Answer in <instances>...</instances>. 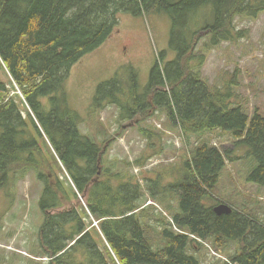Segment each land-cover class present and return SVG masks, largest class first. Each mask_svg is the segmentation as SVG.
<instances>
[{"label": "trees", "instance_id": "16d2710c", "mask_svg": "<svg viewBox=\"0 0 264 264\" xmlns=\"http://www.w3.org/2000/svg\"><path fill=\"white\" fill-rule=\"evenodd\" d=\"M262 13L264 0H0V63L21 92L11 96L0 82V189L31 172L43 185L38 236L48 261L33 264H202L191 251L204 242L222 251L236 245L217 264H264V223L237 209L218 216L208 204L227 162L236 160L232 149L203 142L175 183L162 186L158 177L147 185L154 200L164 204L168 193L177 200V211L166 205L171 220L162 221L154 245L141 210L144 187L106 166V146L82 132L65 90L74 65L113 35L121 14H166L176 57L166 62L158 53L144 92L132 67L119 72L98 88L91 111L116 106L125 121L162 111L184 135L227 133L247 150V181L264 189V114L249 115L232 87L210 84L198 52L207 36L211 47L246 39L236 19Z\"/></svg>", "mask_w": 264, "mask_h": 264}, {"label": "rangeland", "instance_id": "374dc122", "mask_svg": "<svg viewBox=\"0 0 264 264\" xmlns=\"http://www.w3.org/2000/svg\"><path fill=\"white\" fill-rule=\"evenodd\" d=\"M209 13V9L205 11ZM199 16L197 17V19ZM238 30L247 31L248 37L239 42H224L211 47V37L203 39L198 52L205 56L203 76L220 88L232 87L233 101L246 107L249 115L256 110L264 114V13L256 18L239 17L235 21ZM172 21L166 14L149 17L119 16V26L113 35L97 50L83 57L71 70L65 85L70 107L81 115L83 133L93 136L106 146L107 167L115 165V171L133 176L145 189L141 210L146 223L153 230L147 235L152 244H160L159 229L162 221L171 220L172 210L177 211V200L168 193L164 204L151 198L147 185L162 179L168 186L180 177L184 161L192 149L208 142L221 150H233L235 162H227L219 184L212 191L208 204H227L232 209L257 217L264 223V189L247 181L252 162L247 150L236 147L235 139L222 131L205 132L200 136L184 135L182 130L162 111L151 112V117L138 115L125 121L116 106L108 105L92 112L98 88L112 80L119 72L132 67L138 73L140 91L144 92L157 55L165 52L166 62L176 57L170 48ZM234 81L236 85L231 84ZM0 82L13 96L14 87L0 63ZM149 129L151 138L141 132ZM2 131L0 130V136ZM104 134V136H103ZM109 140L108 143H104ZM161 187V186H160ZM43 185L34 172L26 179L6 189H0V264H33L48 261L41 254L39 231L44 223L40 207ZM174 211V212H175ZM178 231V230H177ZM231 244L229 251L216 249L212 242L192 249L202 264H217L236 252Z\"/></svg>", "mask_w": 264, "mask_h": 264}, {"label": "water", "instance_id": "95a60500", "mask_svg": "<svg viewBox=\"0 0 264 264\" xmlns=\"http://www.w3.org/2000/svg\"><path fill=\"white\" fill-rule=\"evenodd\" d=\"M214 212L218 216H222V215H228L232 213L233 209L229 205L222 203L214 207Z\"/></svg>", "mask_w": 264, "mask_h": 264}]
</instances>
